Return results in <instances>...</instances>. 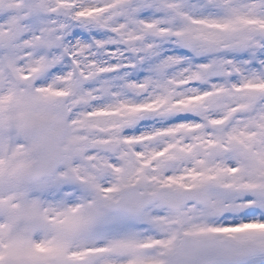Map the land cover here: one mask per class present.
<instances>
[{"label":"snow or ice","instance_id":"obj_1","mask_svg":"<svg viewBox=\"0 0 264 264\" xmlns=\"http://www.w3.org/2000/svg\"><path fill=\"white\" fill-rule=\"evenodd\" d=\"M0 264H264V0H0Z\"/></svg>","mask_w":264,"mask_h":264}]
</instances>
